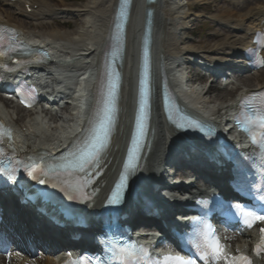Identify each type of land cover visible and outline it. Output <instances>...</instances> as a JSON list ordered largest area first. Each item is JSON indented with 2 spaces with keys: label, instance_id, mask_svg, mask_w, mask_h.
Returning <instances> with one entry per match:
<instances>
[{
  "label": "snow or ice",
  "instance_id": "snow-or-ice-1",
  "mask_svg": "<svg viewBox=\"0 0 264 264\" xmlns=\"http://www.w3.org/2000/svg\"><path fill=\"white\" fill-rule=\"evenodd\" d=\"M21 50H23V46L16 42L15 30L0 27V57ZM117 75L114 72L109 74L107 91L102 101L103 107L96 111L97 122L83 147L71 153L70 157L62 158L61 161L56 163H45L43 160L33 159L32 157H28L27 162L16 160L14 157L6 156L4 148L0 147V175L10 180H15L20 171L23 170L31 179L36 180L40 184H44L48 179L54 178L61 181L73 192L83 193L88 184V179L85 178L87 171L97 161L110 140L119 87ZM140 83L139 112L135 125L136 131L132 139V147L129 150L127 161L124 165V173L121 175L120 181L116 185L115 191H113L109 201L111 204H118L121 200V191L126 187L128 175L137 166L138 156L136 153L139 149V139L146 133L145 120L147 114L145 109L148 106L146 99L147 92L144 79ZM260 96L261 99L258 105L250 103L247 97L242 100L241 111L236 117V123L242 131L252 136L253 143L257 142L258 133L261 138V146L264 147V93H261ZM26 106L31 105L28 104ZM177 128L181 131L187 130L184 125H177ZM187 128L194 129L195 125L190 124ZM5 136H7L9 147L11 148V130L5 129L3 125H0V143H2ZM262 159H264V153H262ZM62 177L63 179H61ZM58 186V184H52L54 188ZM60 190L65 191V188L62 187ZM68 198L73 199V196L69 195ZM259 199L264 202V195H261ZM231 207L234 208L236 216L239 217V222L247 228H252L258 222H264V205L259 210L241 204H234ZM260 234V242L254 249L257 255L264 252V228L260 229ZM190 243L195 248L196 254L203 264H252L251 258L243 253H239V249L237 250L238 255L230 256L226 252L220 238L210 227L207 231L198 230ZM110 250L112 259L117 264H131V261L136 259L137 256L135 245L114 243ZM140 251L142 252L143 250L141 249ZM71 264H91V261L87 258H82L72 261ZM151 264H196V262L193 259H186L180 255L167 254L161 259L152 260Z\"/></svg>",
  "mask_w": 264,
  "mask_h": 264
},
{
  "label": "rangeland",
  "instance_id": "rangeland-1",
  "mask_svg": "<svg viewBox=\"0 0 264 264\" xmlns=\"http://www.w3.org/2000/svg\"><path fill=\"white\" fill-rule=\"evenodd\" d=\"M46 6L42 8L43 10L46 9H54L58 10L60 4H64L67 8L74 10L85 8L84 5H87L90 0H45ZM164 4L159 3L156 5L157 14L159 11L162 15L168 17L167 12L172 13L175 12V19L177 20L176 26L173 29H176L175 32L178 36V44L179 46H187L190 49L196 51V53L207 56L210 52L207 50L222 48L223 45L229 44L234 41V34L226 32V34L221 35L220 37L213 36V34L218 35L221 34V30L225 27H217L209 24L208 30L205 33L201 34V29L198 28L197 19L199 18L198 13H209V16H222L224 13L232 12L234 9V3L239 2V0H162ZM226 2V3H225ZM210 4L207 8L200 7L201 5ZM187 6V7H186ZM7 9L8 11L12 12L14 16L15 23L21 25L22 32L29 35H43L49 37L52 35L55 28L64 29L66 31L75 30L72 34L71 40L75 39L74 41H82L83 37L75 35L76 30L79 29L82 25L84 26L87 23V18L85 16L76 15V11H71L69 14H64L58 16L57 18L61 20H70L67 27H61L60 22L58 20L54 21L53 16H47L41 19H35L32 16H18V13L15 14L13 6H4L2 7ZM83 13V12H82ZM80 13V14H82ZM198 17L196 20L194 18ZM52 21H54L52 23ZM57 25V26H56ZM226 30L230 29L231 26L226 25ZM90 30V27H87ZM229 42V43H226ZM212 56H216L212 54ZM211 57V56H209ZM181 72L183 75L187 77V82L185 83V87L189 88L191 94L194 95L196 104L199 106L200 109L211 112L212 108H221L226 102L227 99L232 97L229 95L226 98L218 97V93H215L213 90H210L207 93L200 92L204 89V87H208L207 83L204 84L196 75L193 76V68L189 69L184 65L181 67ZM195 69V68H194ZM264 76V74H263ZM255 76H244L240 78L235 84L230 85L228 88L234 89L239 88L241 86H250L253 85L256 80L260 77L254 78ZM264 78V77H263ZM191 79V80H190ZM58 81L59 76L56 74L48 73L44 76V83L47 89L58 88ZM222 91V90H216ZM7 112L8 119L16 126L27 125L29 128L32 142L35 143H44L49 144L55 142L58 136H61L67 127L71 125L70 113H66L64 117V110L59 112L61 117L56 115H45L41 112H25L20 111L18 112L15 108L9 107ZM65 113V112H64ZM21 119L18 120L17 117Z\"/></svg>",
  "mask_w": 264,
  "mask_h": 264
},
{
  "label": "bare ground",
  "instance_id": "bare-ground-1",
  "mask_svg": "<svg viewBox=\"0 0 264 264\" xmlns=\"http://www.w3.org/2000/svg\"><path fill=\"white\" fill-rule=\"evenodd\" d=\"M139 1L140 0H138V3H139ZM113 2H114V0H90V2L87 5H84L85 8L76 9L77 10L76 11L73 8H71V9L67 8L62 3L60 4V7L58 10H54V9L43 10L42 8H44L46 6L45 0H17L15 2L1 0L0 1V20H4L7 24L14 26L15 28H17L21 32V26L19 24H15V20L12 18L14 16L11 14V12L8 11L7 9L1 8V6H5V5H8V6L14 5V10L16 11V13L21 14L23 16H27V15L33 16L37 19L38 18L41 19L40 17L44 18L47 16L51 17L54 15L55 20H58L60 22L61 27H63V25L68 21L61 20V19L57 18L58 16H61L64 14H69L73 10L76 11V13H77L76 15H80V13L83 12L85 14V18H87V20L88 19L89 20L87 21V23L84 24V26L82 25L79 29L76 30L75 35H78L79 37L80 36L83 37L82 41H78L79 45L84 46L80 50H82L83 52H87L88 54H92L91 58H93V60H94V58L97 56L98 51L100 50V48L104 42L103 41L104 35H105L107 27H108V22L110 21L109 14L112 10ZM27 4H29V7L37 4L38 8L34 11V13L27 14V7H26ZM151 6L153 7L154 4ZM135 11L136 12L134 14V20L136 18H138V14L140 15L139 21H138L139 28L137 29V32L134 33L133 28H132V24H131V29H130L129 35L132 32L137 35L136 39L134 41V44H136V46H138V36L140 33L141 22H142V10L138 6V7H135ZM1 15H3V17H1ZM167 15L171 20H173V16L169 12H167ZM220 18L224 22H226L228 24H232V31L231 32H233L235 35H238L240 38H237L234 43L226 42L229 44H226L227 47L225 49H222L221 53L218 52L220 50V48L212 49L211 52L213 54L220 53L223 56V58L213 57L212 61L218 60V59L222 60L224 58L226 59V57H228L229 54L236 52V49L241 44V42L243 43V41L246 40V33L247 32H245V31H247L250 26L257 25V24H259V21L264 19V0H256V4H255L254 9L247 8V6H244V4H241L240 6H237L236 8H234L232 12L224 13V15L220 16ZM154 25H155L154 33H155L156 43L160 44V49L162 48V50H160V52H162L163 54H166V55L167 54H169V55L178 54L179 52L185 51V50H187L191 53H195L189 47L183 46L180 49H178V47H173V45H175L177 42V38L172 33V29L174 27L170 26V25L168 26V24L166 23L165 19L162 16L156 18ZM174 26H176V25H174ZM87 27H90V30L87 29ZM74 31L75 30L66 31L64 29L55 28L53 33H51L52 35H50V36L54 39H62V40H66L69 42L72 41L73 43H75L74 42L75 39L71 40V37H72V34ZM240 31H243L241 35H239L237 33ZM21 33L23 34V32H21ZM130 41H131V44H130L131 50L129 48V52L127 55L128 56L127 59L129 61V66H130V60L132 58L133 52L136 50L132 46L133 42L131 39H129V42ZM163 50H165V51H163ZM256 75H257V77H261L262 73H258ZM262 81H261V83H263ZM129 84H130V78L127 75L126 85L129 86ZM259 84L260 83H258L257 86ZM126 85H125L124 93H123V119L121 120L122 122L120 123L121 127L119 130V131H121V133L119 134V136H117V140H115V142L112 144V146L109 149V153H108L107 160H106L107 167H106L105 174H104L103 180H102V184L104 185V187H103L104 191L106 189V186L109 183L108 180H109L110 170H111V168L114 164V161L116 159L119 141H120V138H122V132L124 131V128H125V117H126V114L128 112L129 99H130L129 90L126 88ZM230 92H232V91L228 90V86H226V87H224L223 91L218 94V97L226 98V96ZM205 93H207V91ZM2 102H3L5 107L8 106L7 105L8 102L6 100L2 99ZM15 109L18 112L24 110L20 107H16ZM221 109L218 110V113ZM219 116H220V114L216 113V117H219ZM17 119H18V117H17ZM81 122L82 121H80V123ZM22 127H23V125H21L19 127V129H22ZM153 128H154V140L152 143V147L150 149V153H149L148 157L146 158L145 167H144L148 176L155 175V171L153 168V162L155 161L156 157L159 155L161 149L164 146V138L162 135L163 125H162L161 114H160L158 107H155V110H154ZM28 146L29 145H27V147ZM35 146H39V145H35ZM43 147L45 148L47 146H43ZM47 148L51 149L52 151H55V146H53L52 143H50ZM21 260H23V258L12 259V260H7L5 258H2L0 260V264H22ZM46 262H47V264H53V261L50 258H47ZM40 264H42V260H40Z\"/></svg>",
  "mask_w": 264,
  "mask_h": 264
}]
</instances>
